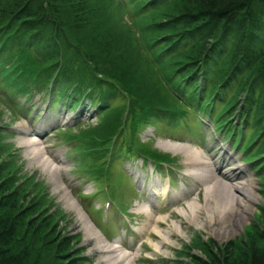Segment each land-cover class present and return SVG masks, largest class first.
<instances>
[{"label": "rangeland", "instance_id": "rangeland-1", "mask_svg": "<svg viewBox=\"0 0 264 264\" xmlns=\"http://www.w3.org/2000/svg\"><path fill=\"white\" fill-rule=\"evenodd\" d=\"M90 2L99 6V12H102L104 19L106 18L108 20L109 27L110 25L114 27L109 28L111 32L118 37L120 34L123 35L127 41L132 40L133 47L130 53L126 52V55L123 52H119L118 49L110 50L109 46L106 44L108 40L106 41L105 37L102 36L100 32L92 31L90 26L81 30L78 28L76 29V23L72 21L71 17L67 18L69 29L72 31L73 37L76 39L73 44L79 47L82 46L85 51L88 49L90 53L101 59L105 65H109L110 68L107 69L109 73L107 72V74L110 75V80L113 81L114 84L124 88L123 92L118 91L121 95L120 99L114 97L108 106H106L108 109L107 112L98 118L95 117L94 113L92 114L91 109L86 112L82 111L76 116L78 123L86 124L82 127H85L81 131L82 134H85L87 140L90 141L89 136L97 138H108L116 134H122L124 136L125 129H129L132 126L135 127L136 130L133 131V141L143 150H146L149 153L167 154L173 159H176V166L179 167V171L173 169V173L179 182L178 186L183 183L185 185V191H187V193H184L179 187L176 188L178 190L173 192L174 198L172 203H170V199L160 200L161 204L159 203L157 208L152 209V211H156V217L161 216L162 218H167V225L163 230H166L167 227L173 229V235L170 239L172 246L170 247L164 246L156 252L151 244L141 249L137 246V244L142 241L150 243V239L144 238L137 232H133V230H138L139 227H144L146 224L147 218L145 215L139 214L140 216H138V210L141 208L146 210V207H141V205L144 204L139 195H136L131 191L128 185L123 182L122 184H118L117 190H114L111 186L107 188L106 199L108 200V198H110L115 206L112 204L109 211L105 210V214L103 211L93 212L94 218L97 220V225L102 233L105 234L112 231L110 233L113 235L112 239L119 237V235L117 236L119 225L113 227V224L115 221H119L114 220V218H120V216L114 212L118 211L119 214L123 216H129L130 218H127L126 222L131 219L134 225L131 224L133 230H130L131 233L129 234L128 242L125 247L128 249L127 253L139 257L138 262L135 264H184L185 260L188 259L193 251L195 254L201 255L197 248L201 247L200 243L205 241H214L218 246H226L235 243L237 244V248L239 243H244L245 240L251 236V231L262 233V231H264V194H262L264 193V188H262L260 184L261 182L264 183V178L258 179L250 165L243 162V152L237 154V152L231 148L227 138L223 135H219L215 129L209 128L207 125H204L202 130L195 133H184L183 135H179L180 138H170L162 135L164 134L163 131H160L162 134H159L157 129L158 126L155 125H153V127H146V119L143 117L153 105L162 108H177L182 106L178 100L171 96L163 83L164 76L167 78V76L170 75L173 70L172 67L176 64V61H178L177 58H172V60L169 61H163L162 59V62H156L154 59L152 60V56L154 55L156 57L160 53L162 50L161 46L152 48L153 51L152 53L150 52L152 40L160 36V34L149 33L150 28L148 25H150V20L154 19L153 21H155L158 18L157 14L152 13L155 10H158L157 7L159 6H152L153 9L150 10V14L142 15L136 13V10L139 9L143 3L146 5L149 4L150 0H90ZM0 26H2L1 21ZM6 39L11 40V35L6 37ZM100 41L102 44H105V51H107L110 56L95 54L99 47L97 46V43L100 44ZM110 45H112V43ZM130 46L131 44L128 45L129 48ZM112 47L113 46H111V48ZM2 49L9 50L5 47ZM120 54L129 58L130 62L122 60ZM20 56L25 58L26 51L22 52ZM147 58L151 59L150 63ZM11 60L20 61V58L14 56ZM84 69L86 70V67H84ZM68 70L67 75L63 78L69 80L72 84H82L87 88L92 87L86 78V76H92L91 73L85 71L83 72L84 75H82L78 70ZM217 75L218 76L215 80L218 81L221 78L222 72ZM113 83L109 82L111 85H114ZM201 85L203 86V82ZM237 92H239V89ZM239 97L243 98L244 93L236 98ZM14 101L18 102L19 107H25L27 102V100L22 97H17ZM260 103L261 102H257L255 106ZM148 104L151 105L148 106ZM82 106L89 107V101L85 99ZM58 109L59 111L56 113L50 111L46 113V111L43 110L41 114L34 113V115L33 111H30V113L26 114L25 118L23 115L24 112L21 114L18 111L16 112L12 105L10 108L4 99L0 97V187H2V183H5L4 187L8 188L7 190L10 191V193L14 191L19 199H22L24 205H28V203L30 204L32 202L36 203L37 207L34 209V213L24 214L22 217L23 220L25 219L24 221L31 218V222H37L40 220V222H38L40 227L46 225L36 232V236L40 238V244L35 248V255L30 264H96L97 257L90 252L93 245L91 243H86L87 239H85L86 233L84 230H80L78 234L75 233L78 230L74 227L78 222V216L74 211L68 210L65 204H67L66 198H69V203L75 205L74 209L76 208L78 210L79 208V210H81L79 213L85 220L84 216L87 218L88 216L82 209L80 202H78V193L81 192L83 197H96L98 186L92 185L91 183L81 184L82 181H80L79 173L76 171V164L71 162V160L64 155L69 146L64 142H60L59 136L54 135L57 134V132H54L53 134V130H55L58 125L62 126V123H67L66 125L73 126L72 122L74 120L71 118V115L75 116L77 114V111H75L72 112V114L64 116L65 109H61L60 107ZM240 109H243L242 101L239 102L237 108L233 112L234 117L232 118V122H238V113ZM138 110L142 113L141 115L137 112ZM82 113L91 115L89 116V119H83ZM205 118L197 117V119H204V121H207ZM30 121H33L31 126L34 125V129H36L35 125L39 121L43 122L45 125L43 129H37L42 131L44 136L41 138L34 136L35 138L39 141L47 140L45 145H47L54 153L56 147L60 150L58 151V155L61 157L62 161L54 165L62 170L60 175H54V184L63 187V190L59 187V193L53 191V185L49 181L48 176L42 174L38 164L31 163L32 165H29V162L25 160L26 153L24 149H16L19 136L15 129L19 125L30 126ZM2 126H8V128L3 129ZM237 128L238 137H240V127L238 126L236 129ZM242 132L245 133V142H247L248 130L242 129ZM256 135V132H253L251 135L252 141ZM193 137L201 138L193 139ZM168 141L171 143L180 142L183 145L185 144V146L182 147L188 152L201 151L202 158L205 155V162L213 163V161H221V163L226 165L228 163L229 155H232V157L235 158L234 165H242V174L240 175L241 177L238 178H250L255 180V196L257 202L256 205H253L252 212H250L248 216H245L246 218L244 222H241V225L235 223L236 229L231 225L234 224L233 218L234 221L240 220L238 217L231 215L228 219L226 216L222 220L224 222L227 220L225 226H227V229L230 228L229 230L235 229V234L231 236L211 233L209 225H207V219H209L208 212L201 211V213L198 214V219L196 221H192L190 218H182V216L178 215L179 210H185L188 213L187 205L193 201L199 203L200 206H203L206 202L204 190H206L207 186L213 188L216 183H221L219 184L221 188L226 189L231 182L228 183L226 180L222 179L221 174H223L225 169L231 168L233 164L229 163L225 169L221 170L214 169L213 166L209 167L208 165L202 167V170L214 171L215 177L213 179H207L206 183H201V181L195 180L192 174L188 172V168L184 161L185 153H183V149L178 150L175 153L173 151L162 150L158 147V144L161 143L169 144ZM10 144H12L14 148L12 149L10 147L9 151H5L3 149L5 148V145ZM224 146H227V149L225 150L229 153L228 156L227 154L225 155L224 151L221 149V147ZM47 151L49 152L48 149ZM254 152L255 149L247 155L245 160H247ZM206 159H209V161ZM121 163V169L124 173L126 172L128 174V172H130L132 174L130 177L131 183L134 180L136 185H140L139 180L144 175L140 169V163L128 160H122ZM19 168L21 169L19 170ZM191 170L192 172H196L193 169ZM180 191L183 193V197L177 203L175 196H177ZM99 192V195L103 194L100 189ZM82 204L84 203L82 202ZM92 204L98 209L101 207L102 202L100 201V198L97 197L92 201ZM167 204H170V206L173 204L172 206L174 207L168 212H165L164 210L170 208L169 206L168 208L163 209ZM20 206L21 208L24 207L22 205ZM168 213H172L171 217ZM211 214L212 213H210V215ZM121 224V227L128 231V226L125 222H121ZM47 233L48 235L50 233L51 236L46 237L45 235ZM123 233L126 232L123 231ZM253 236L255 238V235ZM25 237H27V235H25ZM34 237L35 236L29 235L25 241L33 242L32 240H34ZM108 238H110V236ZM62 240L63 242L66 241L69 243L64 246V251L57 248ZM249 240L250 239H248V241ZM254 245L255 247H262V242L255 241ZM181 247H184L183 252H178L177 250H180ZM241 247L246 248L247 246L241 245ZM148 258L152 260L149 261Z\"/></svg>", "mask_w": 264, "mask_h": 264}, {"label": "trees", "instance_id": "trees-1", "mask_svg": "<svg viewBox=\"0 0 264 264\" xmlns=\"http://www.w3.org/2000/svg\"><path fill=\"white\" fill-rule=\"evenodd\" d=\"M156 5L159 6L158 10L152 14H157L158 18L150 20L148 27L149 33L160 34L152 40L151 48L161 46L162 50L152 58L160 62L162 59L178 60L170 75L174 79L166 80L175 85L178 92H189L192 96L191 91L195 92L198 74L202 71L205 76L203 90L210 99L221 86L224 91L240 86L241 92L245 90L249 94L246 100L248 109L261 102L256 107L258 121L264 123V0H260L258 5L256 0H150L147 5L143 3L137 13L148 15L152 6ZM68 17L76 23V29L90 26L92 31L100 32L108 40L106 44L110 50L118 49L125 55L131 52L132 40H125L121 34L115 36L109 29L113 26L109 27L108 20L99 12V6L90 0H0V42L7 47L17 48L20 53L28 50L35 61L45 67L42 69H49L51 73L50 70H54L60 77L65 76L67 65L73 71L81 72L79 69L83 68L82 72L102 76L101 80L97 77L89 80L90 77L86 76L90 84L98 85L100 93L106 90L105 87L123 92L124 88L110 80L107 74L109 65H105L88 49L85 51L82 46L73 44L76 39L69 29ZM10 35L12 39H6ZM104 45L101 41L97 43L99 47L95 54L110 56ZM81 58H86L88 62ZM120 58L130 62L122 54ZM147 60L150 63L149 58ZM220 72L224 76L221 75L218 81L213 80ZM60 77L57 79L67 86H73L70 81ZM232 99L235 100L234 97ZM142 152L151 154L146 150ZM2 184L0 264H30L35 248L40 244L36 232L46 225L40 227L38 219L37 222H31V218L24 221L22 217L26 213H34L36 203L24 205L14 191L10 193L4 187L5 183ZM262 233L251 231V236L248 235L250 237L244 243H239L237 248L235 243L218 246L214 241H205L197 248L201 255L193 251L184 264H264V231ZM25 235L35 236V241L26 242ZM45 236L51 235L47 233ZM255 241L262 242V247H255ZM68 244L62 240L57 248L64 251V246Z\"/></svg>", "mask_w": 264, "mask_h": 264}, {"label": "bare ground", "instance_id": "bare-ground-1", "mask_svg": "<svg viewBox=\"0 0 264 264\" xmlns=\"http://www.w3.org/2000/svg\"><path fill=\"white\" fill-rule=\"evenodd\" d=\"M260 0H256V5H258V2ZM263 1V0H262ZM82 59V58H81ZM84 59V58H83ZM82 59V60H83ZM84 61L88 62V60L85 58ZM70 67L69 65H67ZM68 67H66L65 75L68 73ZM83 68H80L81 74L84 75L82 72ZM15 131H17V134L19 136V140L17 142L16 149H24L26 159L29 162V165L32 164H38L40 170L42 171L43 175H47L49 181L53 185V191L56 193H59V187L54 184V175L58 173L57 169L53 167L52 161L59 160L58 156L52 155L49 156V158L45 157V152H43V147L41 146V142L35 138L34 136H38V133H33V130L24 125H19L16 127ZM32 134V135H31ZM31 137V139H30ZM42 137V136H41ZM169 144L161 143L158 144V147L162 150L166 151H173L177 152L178 150L183 149L182 146H185V144L181 143H171L168 141ZM10 147L13 149L14 146L10 144ZM182 147V148H181ZM186 148V147H184ZM46 149V148H45ZM222 149V148H221ZM183 153H185V165L188 168V172H190L193 176V178L197 181H201V183H206L207 179H213L215 174L212 173L211 170H202V167L208 165V166H214L217 169H223L224 165L219 163H209L205 162V157L202 158V152H188L186 149L182 150ZM225 151V150H224ZM228 155V154H227ZM230 159H234L233 157H229ZM32 163V164H31ZM242 165H235L228 170H226L222 176L225 180L230 181L231 183L226 189H222L219 184L216 183V185L211 187H206V190H204V195L206 196V202L203 206H200L196 202H191L187 205L188 213L185 211H179L180 216H185L186 218H190L192 221H196L198 219V214L201 213V211L208 212V218L207 219V225H209V230L211 233L218 234V235H233L235 234L236 230L227 229V220L224 222L222 221L226 216L227 219L232 215L234 217H238L240 220L234 221L233 218V225L235 227V223L240 224L243 223L245 220V216H248L250 212H252L253 205H256V196H255V183L250 178H238L241 177L242 174ZM195 170L196 172H192V170ZM240 179V180H239ZM239 180V181H238ZM152 188L155 191H159L156 185H151ZM61 189V187H60ZM62 190V189H61ZM167 193V192H165ZM210 197V198H209ZM65 198V197H63ZM67 200L66 208L68 210L74 211L76 215L78 216V222L75 224L74 227H76L78 230L77 233L80 230H84L85 239H87V244L91 243L93 246L91 247V254L95 255L97 257L96 264H135L139 258L138 256L132 255L131 253H127L128 251L124 252L126 250L119 242V239H116L112 242H107L104 238H102L98 233L92 228V226L87 223L86 220L83 219L82 215L79 213V210L76 208L74 209V206L71 205ZM153 201V200H152ZM151 203V202H150ZM78 211V212H77ZM140 212H143L142 209L139 210ZM210 213H212L210 215ZM146 224L144 225V228L142 231V235L148 238H153L151 241L153 244H151L155 251H159L162 247H170L172 246V243L170 242V239L173 235V229H170L169 231H162V225H165V219L164 218H157L155 219L154 225L151 227L150 223L152 222V219L150 216H147ZM149 220V223H148ZM236 220V219H235ZM150 226V227H149ZM237 229V228H236Z\"/></svg>", "mask_w": 264, "mask_h": 264}]
</instances>
